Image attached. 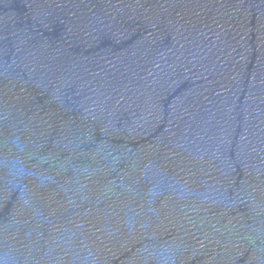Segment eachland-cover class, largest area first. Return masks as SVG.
<instances>
[{
	"label": "water",
	"instance_id": "1",
	"mask_svg": "<svg viewBox=\"0 0 264 264\" xmlns=\"http://www.w3.org/2000/svg\"><path fill=\"white\" fill-rule=\"evenodd\" d=\"M0 264H264V0H0Z\"/></svg>",
	"mask_w": 264,
	"mask_h": 264
}]
</instances>
